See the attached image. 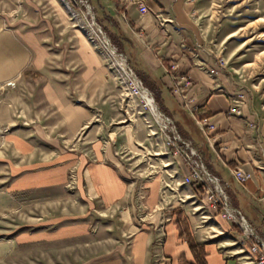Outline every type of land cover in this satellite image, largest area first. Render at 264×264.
I'll return each mask as SVG.
<instances>
[{
	"label": "rangeland",
	"instance_id": "rangeland-1",
	"mask_svg": "<svg viewBox=\"0 0 264 264\" xmlns=\"http://www.w3.org/2000/svg\"><path fill=\"white\" fill-rule=\"evenodd\" d=\"M71 1L0 0V264H89L116 255L121 223L103 216L106 209L85 184L84 158L96 160L88 155L98 132L91 135L89 121L78 131L74 125H61L60 114L43 94L46 83L61 82L60 73L67 70L68 61L62 62L60 57L75 51L78 39H84L100 58L105 74L92 84L82 102L73 103L90 111L97 123L94 127L106 120L110 131L120 132L133 125L139 150H129L122 143L116 147L129 174V185L133 184L130 194L136 190V218L147 220L153 215L146 205V192L149 183L158 181L160 205L166 201L162 208L183 211L203 230L212 228L205 215L215 226L216 213L224 220L221 208L209 206L194 180L191 185L184 182L193 162L200 160L218 177L207 169L196 143L165 116L158 94L137 77L94 13L81 0L76 8ZM185 2L203 49L216 61V69L206 67V71L216 77L222 73L245 92V104L256 102L264 114V0ZM21 35L38 37L45 47L46 61L39 73L34 67L22 69ZM172 67L178 68L180 80L185 78L177 64L168 73ZM138 82L150 94L155 109L149 107ZM186 144H191L198 156H192ZM66 167L61 187L23 185ZM221 184L230 200L227 184L222 180ZM230 206L236 209L231 200ZM108 211L115 212L112 208ZM81 223L91 226L88 236L49 241L39 237L43 231ZM229 223L238 235L236 247L248 251L255 238H245L241 223ZM206 238L210 240V234ZM223 238L229 239L228 235ZM163 241V235L156 238L157 244Z\"/></svg>",
	"mask_w": 264,
	"mask_h": 264
},
{
	"label": "crops",
	"instance_id": "crops-1",
	"mask_svg": "<svg viewBox=\"0 0 264 264\" xmlns=\"http://www.w3.org/2000/svg\"><path fill=\"white\" fill-rule=\"evenodd\" d=\"M86 1L136 74L158 94L165 116L173 119L179 131L196 143L207 169L227 184L232 206L243 213L264 240L263 108L256 102L245 104V92L222 73L216 77L206 71V67L216 69V61L203 49L185 0ZM140 3L148 9L145 16L140 13ZM21 38L22 47L18 46L22 69L34 67L39 73L46 61L43 43L32 35H21ZM75 46L78 47L75 51L64 52L60 57L62 62L68 61L67 70L60 73L61 82L46 83L43 94L60 114L61 125H74L78 131L89 121L91 135L100 134H95L90 142L88 157L96 160L84 158L85 184L92 197L99 198L106 209L103 216L120 221L117 232L120 238L114 257L89 264H256L246 249L236 247V229L217 213L214 218L219 227L205 215L212 227L206 231L183 211L162 208L166 201L162 200L160 205L158 181L149 183L146 192V205L153 209V215L147 220L136 218V190L130 194L133 184L129 185V174L116 147L122 143L129 150H139L133 125L124 126L120 132L110 131L106 120L105 124L94 127L97 123L94 124L90 111L73 103L74 100L82 102L92 90V84L105 74L100 58L84 39H78ZM175 64L190 83L185 90L188 103L175 93L177 85L168 78V70ZM198 122L216 125L211 135L215 137L214 148ZM236 167L252 174V180L247 184L239 183L231 174ZM67 172V167L52 170L39 178L26 180L23 185L25 188L61 187ZM110 208L114 214L108 211ZM116 208L121 210L117 212ZM90 229L88 223L74 224L43 231L39 237L47 241L72 239L88 236ZM162 235L163 243L157 244L156 238ZM225 235L229 239H224Z\"/></svg>",
	"mask_w": 264,
	"mask_h": 264
},
{
	"label": "built area",
	"instance_id": "built-area-1",
	"mask_svg": "<svg viewBox=\"0 0 264 264\" xmlns=\"http://www.w3.org/2000/svg\"><path fill=\"white\" fill-rule=\"evenodd\" d=\"M84 5L87 6L89 10L90 6L86 0H81ZM140 13L142 16H145L148 14L147 7L140 3L139 5ZM132 72V71H130ZM212 75L215 74V72H211ZM169 78L176 82V91L175 93L179 94L182 101L184 103H188V97L185 94V90H187L190 87V83L187 78H182L181 80L178 78L180 76L178 72L177 67H172L170 69V72L168 73ZM140 85H138V89L141 91V93L144 95V93H148L147 90H145L140 82H138ZM150 94L148 93V96ZM188 105V104H187ZM186 105V106H187ZM195 112V111H194ZM171 123V121H170ZM198 126L200 127L203 134L208 138V141L212 145V147H215V137L211 136L212 133L216 130V125L213 123H205V122H198ZM177 140V139H176ZM188 149L190 150L192 156H198L197 152L192 148L191 144H186ZM193 167L191 168V172L189 177L186 178L184 181L186 185H191L193 180L198 184L199 189L201 190V193L206 196V198L209 201V206L213 209L221 208V216L224 220L229 222H235V223H241V226L243 228V233L245 235L246 239H250L254 237V241L252 245L248 249V253L255 258L256 264H264V240L256 235L254 229L252 226L248 224V221L246 218L242 215V213L236 209H233L230 206V200L229 197L225 191L224 186L221 184V180L218 177H215L211 175L205 168L203 162L200 161H194ZM232 176L241 184H247L249 183L253 176L250 173L245 172L242 168L236 167L233 170H231ZM196 192L200 194V191L195 188ZM242 245L245 246L246 242L243 241Z\"/></svg>",
	"mask_w": 264,
	"mask_h": 264
},
{
	"label": "trees",
	"instance_id": "trees-1",
	"mask_svg": "<svg viewBox=\"0 0 264 264\" xmlns=\"http://www.w3.org/2000/svg\"><path fill=\"white\" fill-rule=\"evenodd\" d=\"M78 1H79V0H72V1H71V5L73 6V8H76V7H77ZM105 33H107V32H105ZM108 36H109V35H108ZM109 38H110V36H109ZM110 39H112V38H110ZM111 41H113V39H112ZM114 45H115V44H114ZM115 46H117V45H115ZM117 47H118V46H117ZM118 51H120L119 53L123 55V53H122V51H121V49H120L119 47H118ZM136 75H137L138 78H140L141 80H143V78L139 77L138 74H136ZM143 81H144V80H143ZM144 82H145V81H144Z\"/></svg>",
	"mask_w": 264,
	"mask_h": 264
},
{
	"label": "bare ground",
	"instance_id": "bare-ground-1",
	"mask_svg": "<svg viewBox=\"0 0 264 264\" xmlns=\"http://www.w3.org/2000/svg\"><path fill=\"white\" fill-rule=\"evenodd\" d=\"M144 97L149 105V107L151 106L153 109H155V105H154V101L148 96V93H144Z\"/></svg>",
	"mask_w": 264,
	"mask_h": 264
}]
</instances>
